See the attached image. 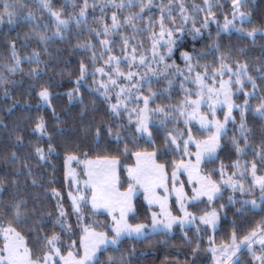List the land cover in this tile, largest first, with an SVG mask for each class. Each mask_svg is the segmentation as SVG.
<instances>
[{"label":"trees","instance_id":"trees-1","mask_svg":"<svg viewBox=\"0 0 264 264\" xmlns=\"http://www.w3.org/2000/svg\"><path fill=\"white\" fill-rule=\"evenodd\" d=\"M236 7L249 19L224 32L222 26L234 18ZM260 30L264 0H0V248L7 226L24 238L35 259L45 256L54 237L63 253L72 248L80 252L84 224L111 234L107 214L87 204L74 211L66 156L118 159L123 188L129 184L126 167L139 152H154L171 174L187 158L189 136L209 137L181 114L197 96L195 72L242 64L255 82L245 85L254 90L249 109L234 112L216 157L202 165L208 178L216 183L227 179L228 185L221 183L213 202L189 205L198 215L219 213L213 239L211 228L201 224L125 237L102 249L93 264H214L210 246L245 238L249 244L260 232L233 264H264V187L258 188L251 175L256 166L264 176V111L261 116L255 112L264 103V33L250 35ZM162 31L175 37V62L189 57L193 72L184 76L174 63L143 87L150 99L147 139L139 134L132 113L138 106L115 110L112 90L106 92L102 85L115 78L114 68L122 74L138 65L143 69L138 60H150ZM42 90L50 92V106L41 105ZM244 97L237 92L235 100L241 104ZM40 122H45V134L36 130ZM194 149L190 146L189 154ZM183 182L189 191L185 177ZM172 205L178 213L174 199ZM130 220L151 222V208L141 196Z\"/></svg>","mask_w":264,"mask_h":264},{"label":"rangeland","instance_id":"rangeland-1","mask_svg":"<svg viewBox=\"0 0 264 264\" xmlns=\"http://www.w3.org/2000/svg\"><path fill=\"white\" fill-rule=\"evenodd\" d=\"M239 7H236L234 18L222 26L224 32L238 29L236 21L248 20ZM264 33L263 30L251 33ZM166 46V49H162ZM150 60L146 63V56L138 62L144 66H136L126 74L113 69L115 78L102 85L107 92L111 91L112 105L132 108L137 115L136 123L139 134L151 139V116L149 102L142 90L151 81L154 74L170 70L176 63L177 70L185 76L193 72V65L189 57L184 63L176 61V43L172 33L162 31L154 42L150 53ZM146 63V64H145ZM105 74V71H101ZM194 81L197 96L190 98L181 114L187 122H194L209 132V137L197 140L192 136L187 139V158L175 165L173 172H167L166 167L159 163L154 152H139L135 155V163L126 167L128 187L123 188L120 178V161L118 159H87L76 154H70L65 159L67 191L75 212H81L87 204L91 210L103 212L110 218L107 230H101L94 225H83L80 240L81 251L77 248L63 253L57 237L50 240V250L41 259L32 257L24 238L12 227L2 229L4 246L0 248V264H93L99 252L109 246H116L122 238H143L156 232H175L193 226L207 225L213 234L219 227L220 216L216 210L198 215L189 210V205L203 200L213 202L221 194V183L228 185L223 179L216 183L202 171L205 160L216 157L221 145V138L226 132L229 122L234 120V112L241 110L245 113L249 109L253 89H247L246 83L255 85L245 65L231 67L223 65L217 70L196 71ZM236 86V90L234 89ZM237 92L245 97L241 104L235 100ZM41 105L50 106V92L42 90L39 93ZM223 118H220V111ZM264 103L255 110L256 115H263ZM40 134H45V122H40L36 128ZM195 149L189 154V147ZM258 188L264 187V176L256 172V166L251 172ZM183 177L189 182L187 190ZM142 197L151 208V222L148 224H133L130 220L135 212V199ZM175 200L178 213L174 211L172 200ZM263 233V232H262ZM261 232L248 244V238L241 242L233 240L227 246L212 245L209 247L213 255L214 264H233L239 256L243 246H249ZM260 258V256H259ZM258 258V259H259Z\"/></svg>","mask_w":264,"mask_h":264}]
</instances>
